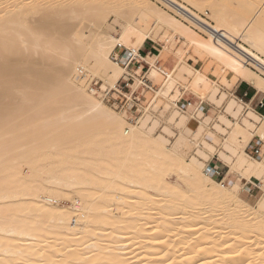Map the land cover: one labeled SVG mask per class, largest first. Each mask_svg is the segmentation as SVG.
<instances>
[{
    "label": "bare ground",
    "instance_id": "1",
    "mask_svg": "<svg viewBox=\"0 0 264 264\" xmlns=\"http://www.w3.org/2000/svg\"><path fill=\"white\" fill-rule=\"evenodd\" d=\"M133 1L128 6L136 5L140 15L134 18L128 10L120 15L119 19L125 21L118 25L123 30L120 38L112 35L113 28L99 30L95 36L91 33L96 47L89 44L82 50L77 47V40L69 38L75 34L80 21L91 12L96 17L107 12L117 5V0H75L74 3L71 0H0V124L4 122L0 126L3 127L0 158H5L7 164L2 163L5 167L0 169V264H264V221L252 217L250 205L240 195L249 189L250 182L264 189V158L247 159L240 154L233 163L240 179L234 182L224 177L223 185L210 175V164L197 157L186 161L178 153L179 147L193 144L194 139H188L184 131L196 139L211 118L207 116L201 122L204 111L198 110L195 102L187 111L173 108L172 104L181 99L180 94L171 96L169 92L174 85H167L173 80L175 70L166 73L159 61L160 69L157 68V59L145 58L149 78L157 77L158 70L165 78L153 102L164 94L166 86L169 87L167 98L172 100L178 96L170 101L171 108L176 110L170 121L181 130L173 150L150 137V116L141 125L131 124L124 120L128 118L127 111L119 116L99 100L104 97L101 90L92 91L91 95L86 93L96 86L108 91L117 89L125 71L111 59L116 44L122 43L137 52L147 40L157 42L158 33L166 30L172 34L165 41L171 42L179 36L218 61L226 74V83L230 79L246 81L264 94V4L250 14V5L261 0H237L243 11L240 16L226 13L214 0H201L213 11L211 23L178 0H159L186 24L146 1L142 4ZM184 1L195 8L201 5L200 0ZM75 3L81 4L79 10L70 8ZM129 15L130 19L126 18ZM45 49L46 52L38 55ZM57 51L59 54L53 56ZM78 64L99 75L102 83L93 79L86 86L75 83L71 90L77 97L76 102L67 106L66 95L57 88L74 83L72 76H78ZM183 67L189 75L193 73ZM36 74L40 76L38 88L44 93L39 98L32 90L33 86L36 90L37 82L33 85L26 81ZM199 75L195 77L196 88L202 91L210 88L212 84L204 74ZM23 81L34 94H24L26 85V89L22 84V87L15 86ZM136 83L134 89L141 83L139 78ZM53 85L63 95L55 89L54 95L50 91L48 97L46 92L51 87L54 90ZM212 91L211 101L220 103L227 98L218 87ZM241 103L242 100L234 97L227 104L226 112L237 118L231 137L222 142L224 150L219 151V158L227 163L232 161L242 139L254 134L264 141V114ZM73 109L78 111L74 110L73 114ZM129 109L135 111L137 107L131 104ZM77 117H85V125H80L75 120ZM219 118L225 122V116ZM28 127L34 134L31 137L29 133L31 140L40 134H51V138L47 137L49 143L32 153H22L20 148L25 144L22 142L29 138L23 130ZM88 127L91 134L104 131L109 144L103 145L98 135L92 143L84 142L81 135L85 129L90 131ZM215 127L220 133L226 132L220 124ZM61 131L71 135L65 136ZM165 131L170 132L167 127ZM72 133L78 134L73 137ZM212 136L216 139L215 134ZM77 137L82 139L81 145H70L69 140L78 141ZM160 140L167 142L162 136ZM60 141L64 143L58 145ZM202 143L204 150H215L207 141ZM262 152L260 157L264 155ZM42 158L46 162L41 164L38 161ZM172 173L184 180L191 194L170 182ZM243 180L247 183L242 187ZM225 181L230 184L226 186ZM93 183H98L99 188H92ZM132 197L136 200L127 201ZM64 199L66 203V199L73 203L71 208L61 204ZM261 202L260 209H264V198Z\"/></svg>",
    "mask_w": 264,
    "mask_h": 264
},
{
    "label": "rangeland",
    "instance_id": "2",
    "mask_svg": "<svg viewBox=\"0 0 264 264\" xmlns=\"http://www.w3.org/2000/svg\"><path fill=\"white\" fill-rule=\"evenodd\" d=\"M59 1H61V0H59ZM63 1H67V2H69L70 0H62V2ZM73 3H74V1L75 0H71ZM135 1V0H134ZM133 1V2H134ZM141 1V3H139V2ZM148 2V3H150L155 9H157L158 11H161V12H163V13H165L166 15H170V16H172V17H175V18H177V19H179V20H181L182 22H184V23H186L187 24V22L180 16V15H178V14H176L175 12H173V11H171V10H168L167 8H165V6L162 4V2H160L159 0H136L135 2H138L139 4H142V2ZM180 3H184L186 6H188V7H190L191 9H193L194 11H196L198 14H200L204 19H206V20H208L209 22H211V23H213L214 22V20H213V17H214V14H213V11H212V9L211 8H209L208 7V5L206 4V2H204V1H199V3L201 4H199L200 6H198V7H194L192 4H190V3H186V1H184V0H178ZM213 1V0H212ZM218 2L224 9H225V12L227 13V12H234L233 14H236V15H240V16H242L243 14V11H240L241 10V7H239L240 5H239V3L237 2V0H214V2ZM130 2H132V0H117V5L115 4V6L113 7V8H110L109 10H107V12L106 11H104V12H102V14H100V15H98L97 17L96 16H93V15H96V14H93L92 12H91V14H88V16H86V18L88 19H86L85 17V19L84 20H82V23H81V21H80V25H79V27L77 28V30L75 31V34L74 35H72V36H70L69 38H70V41H71V39H72V41H74V39H75V42H76V40H77V47H79L80 49H84L87 45H89V44H93V47L95 48L96 46H95V44H94V42H95V37H93V36H95V34L97 33V32H100V31H107V28H113V31H112V35L113 36H115L116 38H120L121 37V34H122V32H123V30H122V28L120 27V26H118V25H120V24H125V21H123V20H121V19H119V17H120V15L124 12V11H127V12H129V13H131L130 15L131 16H133L134 18H136V17H138L139 15H140V13H139V11H138V13L136 12V10H137V6L135 5V6H131V7H129L128 6V4H130ZM188 2V1H187ZM256 2H258L257 4H256ZM254 4H251L252 6H253V8H252V6L250 5V7H249V13L251 14V13H254L255 11H256V9L258 8V7H260V6H262L263 4H264V0H261V2L259 3V1H256ZM81 3V2H80ZM75 5V6H74ZM73 6H71L70 8H73V9H75V10H79L80 8L78 7V6H80L81 4H79V3H77V5H76V3L74 4ZM239 5V6H238ZM200 7V8H199ZM77 8V9H76ZM79 8V9H78ZM127 8V9H126ZM250 8H251V10H250ZM252 11V12H251ZM110 12V13H109ZM137 13V14H134V13ZM88 13V12H87ZM90 13V12H89ZM104 14V15H103ZM134 14V15H133ZM139 14V15H138ZM103 15V16H102ZM130 15L129 16H127L126 18H128V17H130ZM138 15V16H137ZM118 16V17H117ZM237 17H239V16H237ZM121 18V17H120ZM128 19H130V18H128ZM123 21V22H122ZM116 22H118V24L116 23ZM122 22V23H121ZM120 23V24H119ZM86 26H85V25ZM188 25L190 26V27H192L195 31H197L199 34H201L203 37H206V35L203 33V32H201L198 28H196L195 26H192L191 24H189L188 23ZM82 27V28H81ZM98 29V30H97ZM97 30V31H96ZM100 30V31H99ZM92 31V32H91ZM88 32H90V33H88ZM96 32V33H95ZM93 34V36H92V34ZM91 34V35H90ZM172 34V32L171 31H169V32H167L166 30H163V31H161V32H159L158 33V35H157V42H153L154 44H159V45H157L158 46V48L160 49V53H157V55H155L154 56V58L155 59H157V63H156V65H157V68L158 69H160V68H162L163 70H165L166 71V73H171L172 71H174L175 70V75H174V77H173V80L171 79L170 81L171 82H173V81H175V82H173V83H167V85L169 84L170 86L173 84L174 86H172V88L170 89V92H169V94L171 95V96H173V95H177L178 94V96H179V94H180V96L179 97H182V95L184 94V92H186V90H188L189 92H191V93H193V96L197 99V101H195V107H197L198 108V110H200L199 108H200V104L204 101V100H206L207 98H209V97H211V94H212V89H213V87H218L219 88V90L221 91V92H224V93H226L227 94V98L226 99H224L223 101H221L220 103H216L215 101H212V102H214V103H216V104H218V105H222L224 102H225V105H226V107H225V110H224V112H222L219 116H218V118L217 119H213V118H211V120L206 124H204L205 125V128L202 130V133L200 134V135H198L197 136V138L195 139L194 138V136L192 135V134H189V133H186L185 131H184V134L187 136V138L189 139H194V142H193V144H188V145H182V146H180L179 147V150H178V153H180V154H182L183 156H184V159L186 160V161H189L190 162V159H191V157H197V158H199V159H201L203 162H206V164H209V162H210V156L212 155H214L215 154V151H218V149L216 148V146H215V144L214 143H216V144H219L220 145V143H221V141H220V139L219 138H216V137H219L218 136V134L220 133V132H218L217 131V128L215 127V125L216 124H220V125H222L223 126V128H225L226 129V132L225 133H220V134H222L224 137H225V139H229L230 137H231V134L233 133V131H234V128H235V123L237 122V118H235L232 114H230V113H228V112H226V110H227V104H228V101H229V99H232V98H234V96H229V94L227 93V92H225V91H223V88H230L231 86H233L234 84H237V83H239L238 82V80L236 79V80H234V79H230L229 81H227V83L224 81V79H225V73H224V70L222 69V66L220 65V63L218 62V61H216L214 58L212 59V57H210V56H208V54H206V53H204V52H202V51H199V49L198 48H195V47H197V46H195V44H193V43H189V42H187V40L186 39H183V38H180L179 36H178V38L177 39H174V40H171V42H167V41H165V40H167V37H168V39L170 38V35ZM89 35V36H88ZM72 37V38H71ZM90 38H94V39H90ZM79 40V41H78ZM147 41H149V43L151 42L150 40H147ZM172 41H173V43H172ZM167 42V43H166ZM79 45V46H78ZM194 45V46H193ZM145 47V46H144ZM143 47V48H144ZM197 49V50H196ZM42 51L43 52H46L47 51V49H45V50H41L39 53H38V55H40V53L41 54H43L42 53ZM53 53V52H52ZM59 54V52L57 51V52H54L53 53V56H55V55H58ZM61 54V53H60ZM68 54V53H67ZM62 58H63V56H62ZM66 58V57H65ZM112 59V58H111ZM147 59H149V58H147ZM60 61H62L61 59H60ZM113 61V60H112ZM158 61L160 62V64H159V66H161L160 68H159V66H158ZM59 64V63H58ZM189 64H191V65H189ZM188 65V66H187ZM183 66H185V67H188L187 69H188V71H192V72H190V73H192V74H190L189 75V73H187V72H185L184 71V67ZM193 66V67H192ZM77 72H78V76L75 74V76H72V81L74 80V83H73V85H72V83H71V85L70 84H67V85H65V84H63V85H65V86H63L62 85V88H57V89H61V91H62V93L64 94V96L66 95V97H64L65 99H64V101L66 100V105L67 106H69V104H70V106L72 105V103L74 104L76 101L74 100V99H76L77 97L75 96V94L73 95V92H72V90H71V88L72 87H74V84L75 83H77V84H80L81 82H82V84L83 85H88V83H90V81L93 79V81L94 80H97V81H100L101 82V78L99 77V75H96V74H94V73H92V72H89L88 70H86V69H84L80 64H78L77 65ZM157 69V70H158ZM182 69H183V71H182ZM189 69H191V70H189ZM42 71H44L43 69H41ZM199 73H198V72ZM81 74H80V73ZM158 72H159V74H158V76L157 77H153L151 74V77L153 78V79H151L152 81H153V84L156 86V91H158L159 90V88H161L162 87V85L164 84V82H165V78L161 75V72L158 70ZM80 74V75H79ZM188 74V75H187ZM199 74H201V75H203L211 84H212V86L210 87V88H208V89H205V90H200V88H196V86H195V82H196V80L195 79H197L198 78V76H200ZM38 76H39V74H38ZM79 76H81V77H79ZM98 76V77H97ZM197 76V78H195ZM34 78V79H33ZM36 78V79H35ZM40 79V76L39 77H37V74L36 75H34V76H32V78L30 77V78H28V80H26L27 81V84H32L33 83V85L35 84V82H37V80L38 79ZM100 78V79H99ZM78 79H80L79 80V83L77 82L78 81ZM175 79V80H174ZM32 80H33V82H32ZM35 81V82H34ZM234 81H235V83H234ZM24 83H25V81H23ZM23 82H19L20 84H18V82L15 84V86H18V87H22L21 86V84L23 85V88L25 87V85H26V87H27V92L24 90V94H27V93H29V92H32V90L34 91V93H36V94H34L33 92V94L35 95V97L37 98H39V96H41V94L43 93V91H42V89H40L39 90V88H38V82L36 83L37 85H35V88H36V90L34 89V86H33V88H32V90L29 88V86L25 83V84H23ZM102 83V82H101ZM18 84V85H17ZM137 84V83H136ZM70 85V86H69ZM101 85V84H100ZM168 85V86H169ZM39 86H42L41 88H43L44 89V86L43 85H39ZM54 86V85H53ZM168 86H166L165 88H164V94L163 95H161V96H159L158 97V99L155 101V102H153V100H154V98H155V96H156V92H147L145 95H144V98H142L143 100H142V102L141 103H138V104H134L136 107H137V109L135 110V111H133V110H130L129 108L128 109H126V110H124V111H127V113H128V118H124V120H128L131 124H134V125H138V123H139V125H141L142 123H143V121H145L146 120V118H147V116H150V121H149V127H151L152 128V130H149V131H151L150 132V137L153 139V140H155V141H157L160 145H162L163 147H165L166 149H168V150H173V148H174V146H175V144H176V141L178 140V138L180 137V134H181V130L178 128V127H176L175 125H174V123H172L171 121H170V117H171V115H172V113L173 112H176V110H173L172 108H171V102L170 101H172V100H175L176 98H178V96L175 98V99H172V100H170L169 98H167L166 96H168V91L167 90H169L168 88ZM26 87H25V89H26ZM46 87V86H45ZM56 87H58V86H54V90L52 89V87L50 88L51 90H48L49 92L47 93L46 92V95L48 96V95H54V94H52V93H54L57 89H56ZM60 87H61V85H60ZM70 87V88H69ZM22 88V89H23ZM65 88V89H64ZM31 90V91H29V90ZM38 89V90H37ZM56 89V90H55ZM70 89V90H69ZM69 90V91H68ZM96 90H101L102 91V94H103V96H104V92H106V91H108L109 89H102L101 88V86H96V87H93L91 90H89V89H87L86 90V93L87 94H89V95H91L92 94V91H96ZM177 90V91H176ZM50 91H51V93H50ZM54 91V92H53ZM57 91H59V92H57V93H60V94H62L61 93V91L60 90H57ZM71 91V92H70ZM187 91V93H186V95H185V97L187 96V101H189V102H192V100H191V98L193 97V96H190L189 94V92ZM65 92H67L66 94H65ZM177 92V93H176ZM23 93V92H22ZM50 93V94H49ZM56 93V94H57ZM44 94V93H43ZM62 94V95H63ZM220 95V94H219ZM43 96V95H42ZM46 96V98H48V97H50V96H48L47 97ZM68 97V98H67ZM170 97V96H169ZM44 98H45V95H44ZM67 98V99H66ZM210 99V98H209ZM70 100H72V101H70ZM102 103H104V105L107 107V109L109 110V111H111V112H113V113H116V114H118L119 116H121L122 114H121V112H123V111H121L120 109H117V108H115V107H113V106H111V104H109V103H107L106 101H103V98H100L99 99ZM153 102V103H152ZM28 103V102H27ZM193 103V102H192ZM29 105L31 104V102H29L28 103ZM242 105H245V103L243 102V103H241ZM172 106H173V108L174 109H177L176 107H175V105L174 104H172ZM166 107H168V108H166ZM204 108H205V106H204ZM59 110V109H58ZM60 110H62V109H60ZM59 110V111H60ZM74 110H76V109H73L72 111V113L74 114V112H76V111H78V109L76 110V111H74ZM190 110V109H189ZM204 111V116H203V118H201V122L202 121H205V119H206V115H205V109H201V111ZM185 111H187V109L185 110ZM194 112V110H192V111H189V113L190 114H192ZM78 113V112H77ZM76 113V114H77ZM220 116H225V122H222L221 120H220ZM130 117L132 118V119H130ZM209 117V116H208ZM233 118V119H231V118ZM242 117H244V114H243V116H240V122H242ZM85 117H80V119H78V117H77V119H75L80 125H82V124H84L85 125ZM83 119V120H82ZM139 119H142L141 121H139ZM134 120H136V121H134ZM132 121H134V122H132ZM154 121H155V124H153L154 123ZM76 122V124H78ZM138 122V123H137ZM79 125V126H80ZM83 125V126H84ZM153 125H154V127H153ZM0 126H4V122L3 123H1L0 124ZM85 127V126H84ZM168 128L169 130H170V132H166L165 131V128ZM1 128H3V127H1ZM0 128V129H1ZM29 128V129H28ZM27 129H25V130H23L24 132H25V135H26V138L27 137H29V138H27L24 142H22V144L23 143H25L24 145H22L21 146V148H20V151H23L22 153H32L33 152V150H35V149H39L40 148V146H44L45 144H48L49 143V140H47V137H49L51 134H49V135H44V136H41V135H43V134H40V135H37V137H35V139L36 140H31L32 138H30V136H29V133H30V131H32V128H30V127H28ZM89 128V127H88ZM216 128V129H215ZM85 129V128H84ZM90 129V128H89ZM94 129V128H93ZM150 129V128H149ZM206 129V130H205ZM63 130V129H62ZM196 130V129H195ZM28 131V132H27ZM78 131H80V130H78ZM83 131V130H82ZM85 131L86 132H88V133H86V132H84L83 131V136L81 135V138L83 139V141L84 142H86V143H92L93 142V140L95 139V137L98 135V136H101V140L103 141V145H108L109 143H106V133H104V131H99V132H93L92 134H91V129H90V131H87V129H85ZM93 131V130H92ZM209 131H210V133H209ZM40 132V131H39ZM39 132H38V134H39ZM46 132V131H45ZM58 133H59V131H57ZM61 132H64V131H61ZM76 132V131H75ZM102 132V133H101ZM213 132V133H212ZM26 133H28V134H26ZM31 133H33V131L31 132ZM30 133V135H31V137L33 136L34 137V134L32 135ZM35 133H37V131H35ZM65 133V132H64ZM180 133V134H179ZM217 133V134H216ZM63 133H61V135H62ZM72 134H74V133H72ZM78 134V133H77ZM77 134H74V136L73 137H76L77 136ZM81 134V133H80ZM79 134V135H80ZM85 134V135H84ZM90 134V135H89ZM212 134H215V138L216 139H213V136H212ZM36 135V134H35ZM60 135V134H59ZM66 135H71V134H66L65 133V136ZM76 135V136H75ZM96 135V136H95ZM192 135V136H191ZM91 136V137H90ZM160 136H162V137H164L166 140H167V142H163L162 140H160ZM71 137V136H70ZM87 139H85V138ZM254 137H257V138H259V136H257V135H254V134H251V135H249L247 138H246V140H244V139H242L243 141L240 143V145H238V149H237V151H236V153L235 154H233V156H232V161H233V159L235 158V160L237 159V157L240 155V154H242L244 157H246L247 159H250L249 157H252L253 159H256V160H261V159H263L264 158V155H263V157H256V156H254L252 153H251V150H248V151H246L245 150V147L250 143V141L254 138ZM44 138H45V140H44ZM49 138H51V137H49ZM48 138V139H49ZM80 137H79V139H78V137H77V140L78 141H75L76 139H73V142H72V140H69L68 138V140L70 141L69 142V144L70 145H72V146H75V147H77V146H79V145H81V142H83L82 141V139H81ZM29 139H30V141H29ZM34 139V138H33ZM40 139L43 141V143H42V141L40 142ZM70 139H72V137L70 138ZM93 139V140H92ZM260 139V138H259ZM89 140V141H88ZM27 141H29V142H27ZM48 141V142H47ZM208 142V143H210V144H212L213 145V148L215 149V150H212V149H209L208 151H206V150H204L203 149V147H202V145H203V143L202 142ZM260 141L261 142H263L262 144H263V147H264V141L263 140H261L260 139ZM61 142V143H60ZM60 142H58V145H61L62 143H64L63 141H60ZM75 142V143H74ZM77 142V143H76ZM212 142H214V143H212ZM34 143V144H33ZM42 143V144H41ZM66 143H68L67 142V140H66ZM196 143V144H195ZM38 144V145H37ZM198 144V145H197ZM201 144V145H200ZM35 145H36V147H35ZM25 147V148H24ZM38 147V148H37ZM59 147V146H58ZM30 150H29V149ZM34 148V149H33ZM42 148V147H41ZM29 150V151H28ZM27 151V152H26ZM30 151H32V152H30ZM200 151H203L202 152V154L200 153ZM210 151V152H209ZM246 153H248L249 154V156H247L246 154H245V152ZM263 152H264V150H263ZM262 152V153H263ZM39 153H41V151H39ZM1 160H0V169H2L3 168V166H4V164L5 165H7L6 163H4L5 161H4V159L5 158H0ZM231 161V162H232ZM39 163H41L42 164V162H46V161H44V159L42 158V160L40 161H38ZM225 162H227V161H225ZM231 162H228V163H231ZM235 162V161H234ZM233 162V163H234ZM2 163H4V164H2ZM39 163H38V165H39ZM40 164V165H41ZM5 167V166H4ZM3 170H4V168H3ZM24 170L26 171V172H28V168L27 167H24ZM25 172V173H26ZM232 172H236L237 174H238V171L235 169V167H234V164H232L231 165V172L227 175V178H229V176H230V174L232 173ZM171 176V177H170ZM170 176H169V179L171 180H169L170 182H174V183H176V184H178L179 185V187H180V189H181V191L183 190V192H185V193H188V194H191L190 193V188H187L186 186H185V183H184V180L182 179H179V177H178V174L177 173H172V174H170ZM238 179H240L239 178V176H238V178H237V180ZM216 180V179H215ZM236 180V181H237ZM217 181V180H216ZM252 181H256V178L255 177H253V179H252ZM172 182V183H173ZM218 183H220V184H222L220 181H217ZM235 182V181H234ZM247 182L246 181H242L241 183H240V186H245V184H246ZM230 183H227V181H226V183H225V185L226 186H228ZM223 185V184H222ZM231 185H232V183H231ZM92 188H94V189H97V188H95V186L96 187H98L99 185H98V183H93V185H90ZM247 187H249L250 188V191L248 192V190H243V191H241L240 192V195H241V197L243 198V199H245L247 202H248V204L250 205V209H249V213L250 214H252V217H255V218H258L260 221H264V209H260L261 207H260V204H262V202L261 201H263V198H264V189L263 188H261L260 186L258 187V185L256 184V183H254V184H249ZM99 188V187H98ZM132 189H133V187H131ZM132 199V200H131ZM131 199H127V201H129V202H132V201H134V200H136L135 198L133 199V197L131 198ZM67 200V203H66V201H65V199L62 201V205H64L65 207H68V205H69V207L68 208H71L72 207V205H73V203H70L69 201H68V199H66ZM80 200V199H79ZM131 200V201H130ZM72 202V201H71ZM261 202V203H260ZM72 204V205H71ZM70 205H71V207H70ZM261 218V219H260ZM228 221H230L229 219H227ZM226 219H225V221H227ZM225 221H222L223 223L225 222ZM222 223V224H223ZM224 227V226H223ZM62 229L61 228H59V233H62L63 234V230L61 231ZM223 231V230H222ZM221 231V232H222ZM225 232V231H224ZM231 239V236H230V238H229V240ZM260 249V248H259ZM262 249V248H261ZM246 262H251L250 260L248 261H246Z\"/></svg>",
    "mask_w": 264,
    "mask_h": 264
},
{
    "label": "built area",
    "instance_id": "3",
    "mask_svg": "<svg viewBox=\"0 0 264 264\" xmlns=\"http://www.w3.org/2000/svg\"><path fill=\"white\" fill-rule=\"evenodd\" d=\"M145 58H147V56L143 55L141 50L134 52L133 50L126 48L122 43L116 44L112 54V60L125 71V74L119 80L116 90L104 92V101L111 104V106L124 111L128 109L131 104L141 103L143 100L142 98H144V95L147 92H156V86L148 75L149 68ZM141 67L143 68L141 73H139ZM137 78L140 79L141 83L136 89H134ZM185 95L186 92H184L181 99L177 100L174 104L176 108L182 111L188 109L192 103L185 101L183 104L182 100ZM261 152V148H257L253 150L252 154L259 158ZM209 167L210 175L213 178L218 179L222 176V172L218 167L211 164Z\"/></svg>",
    "mask_w": 264,
    "mask_h": 264
},
{
    "label": "crops",
    "instance_id": "4",
    "mask_svg": "<svg viewBox=\"0 0 264 264\" xmlns=\"http://www.w3.org/2000/svg\"><path fill=\"white\" fill-rule=\"evenodd\" d=\"M157 45H159V44H154L152 42L149 43V41H146L145 47L141 49V53L143 55L147 56V58H152L155 55H157V53H160V49L158 48ZM189 65H191V64H189ZM223 91L227 92L230 97L234 96V97L242 100L246 105H251V108L254 111H256L258 114H260V115L264 114V94L257 92V90L252 85H249L248 82L240 81L239 83L234 84L230 88H223ZM189 95L193 96L192 94H189ZM187 96L184 97L185 101H187V99H186ZM191 100L193 103L195 101H197V99L194 96L191 98ZM204 106H205V108H204ZM225 107H226L225 102L222 105H218V104L212 102L209 98H207L206 100L203 101V103L200 104L199 109L200 110L205 109V115L206 116H209L213 119H217L218 116L222 112H224ZM231 119H233V118H231ZM218 136L219 137H216V138H219L221 143L219 145V144L212 142L215 144L218 151L213 156L212 155L210 156L209 164L214 165L221 170L222 176L216 180L220 181V182H222V181L224 182L227 175L231 172V165L235 161V158L233 159V161L231 163H227V162L223 161L221 158H219V151L224 150L222 144L224 143L223 141H224L225 137L220 133L218 134ZM257 148H261V151H262L263 150V144L257 137H254L250 141L249 145L246 147V151L251 150V153H252L253 150L257 149ZM227 154H228V152H227ZM238 176L239 175L236 172H232L229 176V179L236 182ZM244 181L245 180H243V182ZM225 183H226V181H225ZM249 184L252 185L254 183L250 182L247 185H249ZM249 191H250V188L248 189V192Z\"/></svg>",
    "mask_w": 264,
    "mask_h": 264
}]
</instances>
